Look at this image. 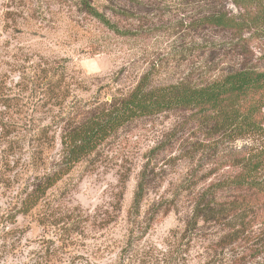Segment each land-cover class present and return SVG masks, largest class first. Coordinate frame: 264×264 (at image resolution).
Here are the masks:
<instances>
[{"label":"rangeland","instance_id":"1","mask_svg":"<svg viewBox=\"0 0 264 264\" xmlns=\"http://www.w3.org/2000/svg\"><path fill=\"white\" fill-rule=\"evenodd\" d=\"M222 18L229 27L213 23ZM242 66L264 71V0H0V264H264L250 238L221 250L211 242L220 228L188 229L189 207H172L183 163L159 165L130 214L143 154L170 113L119 130L9 223L23 185L59 156L67 119L144 75L201 83ZM58 76V97H42L44 78Z\"/></svg>","mask_w":264,"mask_h":264},{"label":"trees","instance_id":"2","mask_svg":"<svg viewBox=\"0 0 264 264\" xmlns=\"http://www.w3.org/2000/svg\"><path fill=\"white\" fill-rule=\"evenodd\" d=\"M85 6L90 14L103 19L88 4ZM213 23L230 26V20L224 18ZM44 79L40 95L49 100L58 97L64 79ZM263 109L264 71L242 66L201 83L162 85L150 83L144 75L126 93L113 95L88 109L80 119L63 123L59 156L23 185L9 223L14 224L17 215L39 206L49 189L77 163L97 153L119 130L142 118L170 113L176 121L164 139L143 154L130 214L140 211L159 165L171 169L183 163L186 171L172 207L177 202L189 207L188 229L220 228L211 242L221 250L245 244L250 238V247H258L261 252L256 256H260L264 253ZM237 140H242L243 145L224 146ZM46 211L51 214V208ZM54 216L52 212L48 217ZM240 253L243 250L232 255Z\"/></svg>","mask_w":264,"mask_h":264}]
</instances>
